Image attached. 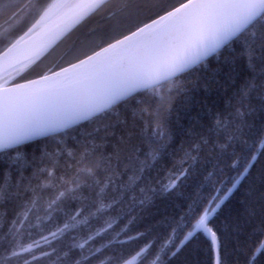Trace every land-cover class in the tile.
I'll return each instance as SVG.
<instances>
[{
	"label": "snow or ice",
	"instance_id": "snow-or-ice-1",
	"mask_svg": "<svg viewBox=\"0 0 264 264\" xmlns=\"http://www.w3.org/2000/svg\"><path fill=\"white\" fill-rule=\"evenodd\" d=\"M264 264V0H0V264Z\"/></svg>",
	"mask_w": 264,
	"mask_h": 264
},
{
	"label": "trees",
	"instance_id": "trees-1",
	"mask_svg": "<svg viewBox=\"0 0 264 264\" xmlns=\"http://www.w3.org/2000/svg\"><path fill=\"white\" fill-rule=\"evenodd\" d=\"M202 259L206 261V264H211V258L207 253L203 255Z\"/></svg>",
	"mask_w": 264,
	"mask_h": 264
}]
</instances>
